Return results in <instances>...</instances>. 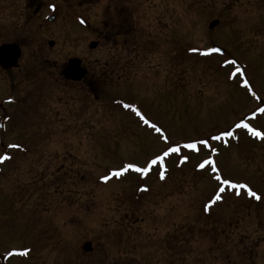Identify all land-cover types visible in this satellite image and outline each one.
Masks as SVG:
<instances>
[{"label": "rangeland", "instance_id": "374dc122", "mask_svg": "<svg viewBox=\"0 0 264 264\" xmlns=\"http://www.w3.org/2000/svg\"><path fill=\"white\" fill-rule=\"evenodd\" d=\"M37 1L47 29L29 23L27 0H0V43L45 40L42 56L26 44L31 72L13 71L14 92L0 72V100L13 98L0 108V155L11 156L0 163V264H264V138L235 127L264 132V0ZM213 45L224 52L205 55ZM68 57L84 60L95 89L67 83ZM225 130L227 143L210 139ZM204 139L218 151L183 147ZM177 143L147 175L111 176ZM208 157L219 173L197 166Z\"/></svg>", "mask_w": 264, "mask_h": 264}, {"label": "snow or ice", "instance_id": "6c2138e0", "mask_svg": "<svg viewBox=\"0 0 264 264\" xmlns=\"http://www.w3.org/2000/svg\"><path fill=\"white\" fill-rule=\"evenodd\" d=\"M53 7H55V5H53ZM191 51H198V50L197 49H191ZM221 51H222L221 48H218V47L208 48L205 51V55L212 53V52L218 53ZM225 62L230 63L233 66H235L237 64V60H235V59H233L231 61H225ZM244 71L245 70L243 68H239V67L236 68V73H244ZM243 83L246 87H250L249 81L246 78L244 79ZM253 95L254 96L256 95L255 92H253ZM124 107L134 110L136 112V114L141 118V120L146 125H149L156 132L163 133L164 130L162 128L158 127L156 123H154L150 119H148L137 105H135V104H124ZM258 112L264 113V107L259 108ZM252 115L255 116L256 112H253ZM235 127L236 128L244 127L246 129H249L253 136L264 138V132L259 131L257 128L253 127L251 124H249L243 120H241L239 123H237L235 125ZM233 136H234V132L232 130H225V131L220 132L218 135L211 136L210 139L213 141H222L223 140L225 143H227V141L224 140V138L225 137H233ZM162 138L165 141H168V139H169L167 135H163ZM199 146H203L205 148H208L211 150V152H217L218 151V149L212 147L211 143L209 142V139L194 140L192 142H189V143H186L185 145H183L184 148L192 149V150H196V151H199ZM8 147L9 148H19L20 145L14 144V145H8ZM180 152H181V145L177 143V144H175V146H169L167 148V150L164 151L161 155H156L154 158H150L148 161H146L145 166H140L138 163H127V164L123 165L122 167H120L119 169L113 170L111 172V176L118 177V176H121L124 173L128 172L129 170H134L138 173L147 175L151 171L152 167L154 165H158L159 163H162L164 161L165 157L169 156L172 153H180ZM9 159H11V156L8 153L0 155V162L5 161V160H9ZM188 159H189V156L184 155L182 157V162L187 161ZM197 166L201 169L205 168V166H211L214 172H216V173L220 172V169L216 166L215 160L211 157L205 158L203 160V162L198 164ZM160 177H161V179H164L165 173L161 172ZM109 178L110 177L107 175L101 177V179H103L105 181L109 180ZM216 179L220 180V176L217 175ZM222 184L223 185H229L234 189H245L247 196L254 197L256 200L261 199V196L256 191H254L253 188L250 187L249 184H247V183H242V184L241 183H235L232 180L224 179L222 181ZM142 190H144V191L148 190L147 186L145 185ZM224 191H225V188L220 187L219 190L215 193L214 198L209 201V204L206 206V208L215 204L217 201L222 200L223 197L221 194ZM235 194L237 196H239L241 193L239 191H237ZM29 252H30V249L24 248L20 252V254L27 256V255H29ZM12 254H13L12 252L8 253L9 256H11Z\"/></svg>", "mask_w": 264, "mask_h": 264}, {"label": "flooded vegetation", "instance_id": "af4514ba", "mask_svg": "<svg viewBox=\"0 0 264 264\" xmlns=\"http://www.w3.org/2000/svg\"><path fill=\"white\" fill-rule=\"evenodd\" d=\"M27 4H29L28 5V7L29 8H31V7H36V10H34L30 15V18L31 19H29V23L31 22V20L32 19H34V21H35V23H37L38 25H39V27L41 26V28H42V30L43 29H47V27H49V26H47L46 27V24H47V22H44V21H46L44 18V21L41 19H39L38 18V16L37 15H39L40 13H41V11H42V9H43V4L42 3H39V1H37V0H27ZM48 16V15H47ZM46 16V18H47V20H49V22H51L52 20H54L55 19V16L52 14V15H50L49 17H47ZM65 27H67L66 25H65ZM123 27V28H122ZM122 27L120 26L119 28H121L122 30H120V34L121 35H126L128 32V30H127V26L126 25H122ZM69 29V28H68ZM61 31V30H60ZM110 33H112V31L110 30ZM67 34H68V32H67ZM31 40L34 42V44H32V42L30 41V39H29V41L27 42L26 40V42H24V40H22L21 38H17V39H13V40H11V41H4V42H1L0 43V46L1 45H3V44H7V43H17L19 46H20V48H21V51H22V55H21V57H20V59H19V62H18V65L17 66H15V67H12V68H10V69H4V68H2V67H0V72H2L3 73V75L5 76V77H7V83L9 84L8 86H9V88H8V90L9 91H15V89L12 87V82H13V71L14 70H17L18 72H24V74H28V73H30L31 72V70L30 69H28V65L25 67V66H23L22 65V63H21V60H22V56L23 55H25V50H26V44L27 45H30V46H32V48H33V50H35V51H37L36 53H39L41 56L43 55L42 53H43V48H44V44H43V41H45V40H43L42 42H35L36 40L35 39H32L31 38ZM55 43H56V41L54 40V39H50V40H48V45L49 46H52L53 47V45H55ZM31 48V47H30ZM35 53V54H36ZM69 58H71V57H68L67 58V61H68V59ZM37 61H39L38 59H36ZM41 60V59H40ZM37 61H35V63L37 62ZM67 61L65 62V64L63 65V67H62V76L64 77V79H66V81H67V83L68 82H73V83H75V82H77V83H81V82H86V84H87V87L89 88V89H91L92 88V90L93 89H95L94 87H95V78L92 76H89V73H90V68H89V66L88 65H85L84 63V60L82 59V65L85 67V68H87V74L81 79V80H79V81H75V80H71V79H68V78H66L64 75H63V69L66 67V65H67ZM35 71V70H34ZM43 70H38V72H42ZM89 77H91V78H89ZM7 90V91H8ZM3 97H5V96H3ZM11 103V102H13V98L11 97V96H6L5 98H2L1 100H0V108H1V110H2V112H5V107H4V104L5 103ZM8 120V118H7V116L6 115H4L3 117H2V122H1V130H4L5 129V121H7ZM1 163V162H0Z\"/></svg>", "mask_w": 264, "mask_h": 264}, {"label": "water", "instance_id": "95a60500", "mask_svg": "<svg viewBox=\"0 0 264 264\" xmlns=\"http://www.w3.org/2000/svg\"><path fill=\"white\" fill-rule=\"evenodd\" d=\"M219 24V20H213L210 24V28H214ZM97 46V42H92L90 47L94 48ZM218 46H214L216 48ZM221 48V47H218ZM223 51V49L221 48ZM21 56V49L18 44H4L0 47V65L6 69L16 66L18 64V60ZM81 59L74 57L70 58L67 66L63 70V74L69 78L74 80H81L82 77L86 74V69L81 66ZM84 250H91V242H87L84 245Z\"/></svg>", "mask_w": 264, "mask_h": 264}]
</instances>
